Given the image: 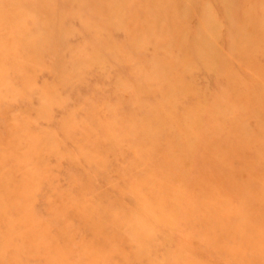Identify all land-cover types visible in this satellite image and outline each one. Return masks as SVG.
<instances>
[{"label":"rangeland","instance_id":"1","mask_svg":"<svg viewBox=\"0 0 264 264\" xmlns=\"http://www.w3.org/2000/svg\"><path fill=\"white\" fill-rule=\"evenodd\" d=\"M0 264H264V0H0Z\"/></svg>","mask_w":264,"mask_h":264}]
</instances>
